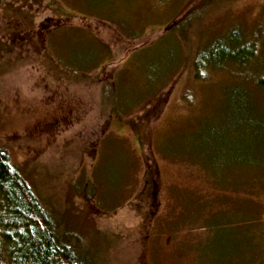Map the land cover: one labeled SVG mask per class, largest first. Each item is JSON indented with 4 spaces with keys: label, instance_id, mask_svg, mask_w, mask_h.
<instances>
[{
    "label": "rangeland",
    "instance_id": "374dc122",
    "mask_svg": "<svg viewBox=\"0 0 264 264\" xmlns=\"http://www.w3.org/2000/svg\"><path fill=\"white\" fill-rule=\"evenodd\" d=\"M35 3L37 24L65 19L44 52L12 41L26 12L0 0V145L59 234L95 264H202L220 251L206 221L231 222L230 262L264 264V0ZM230 37L252 58L196 77Z\"/></svg>",
    "mask_w": 264,
    "mask_h": 264
},
{
    "label": "trees",
    "instance_id": "16d2710c",
    "mask_svg": "<svg viewBox=\"0 0 264 264\" xmlns=\"http://www.w3.org/2000/svg\"><path fill=\"white\" fill-rule=\"evenodd\" d=\"M19 1L20 4H16L14 8L23 10L26 14L23 13L21 19L16 18V22L23 23L24 28L9 29L12 31L9 36L10 38L16 36L17 38H12V41L16 40L20 45L23 44L25 36H28L27 39L30 38V41L44 52L47 48L45 43L50 41L49 36L53 28L61 27L65 19L60 20L58 14L53 11V16H45L37 24L34 17L28 15H33V6L36 7L34 10L43 8L35 3L36 0ZM29 1L31 4H28ZM22 3H26L25 6L31 9L23 6ZM23 17H27L30 21H24ZM31 33L35 36L31 37ZM7 45L8 42L2 44L1 48L8 47ZM254 53L253 42L242 43L230 37V46H228L225 42L215 39L210 46L200 50L196 55L195 76L202 77L199 70L201 66L222 69L230 62L243 65ZM257 84L264 87V79L258 80ZM230 223L206 221L211 235H208L205 241L211 244L214 239L217 240L215 244L219 246L220 251L217 258L210 259L208 263L204 261L206 257L202 254L199 257L202 264L237 263L243 247L241 248V243L233 237ZM58 225L59 220L53 211L45 205L33 185L12 161L6 147L0 145V264H95L92 256L87 255L81 247L82 241L70 230L63 236L59 234ZM75 237L76 242H73L72 239ZM230 254H233L234 257L231 259L237 260L236 263L230 262Z\"/></svg>",
    "mask_w": 264,
    "mask_h": 264
}]
</instances>
